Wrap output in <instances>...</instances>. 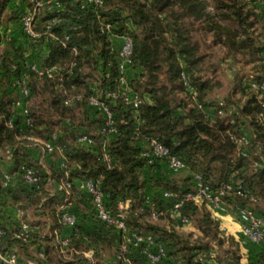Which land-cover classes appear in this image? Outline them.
I'll return each mask as SVG.
<instances>
[{
	"label": "trees",
	"instance_id": "trees-1",
	"mask_svg": "<svg viewBox=\"0 0 264 264\" xmlns=\"http://www.w3.org/2000/svg\"><path fill=\"white\" fill-rule=\"evenodd\" d=\"M20 2L0 0V30L10 23L19 25V14L26 0ZM61 2L63 9L58 14L61 20L54 30L61 36L71 34L67 47L45 38L34 41L21 29L17 32L19 35L10 33V40L0 32V45H4L0 51V219L6 230L1 237L3 248L16 249L22 261L89 264L81 254L68 259L57 255L49 236L45 237V243L42 242V233L34 232V240L30 243L14 236L22 219L34 218L31 212L38 218L48 217L58 223L55 204L63 194L49 195L48 184L50 179L51 186L55 187L64 176L63 158L55 151L45 165H41L37 149L27 146L26 138L19 139L31 134L50 139L56 134L55 143L64 146L68 157L72 181L102 174L108 206L116 208L120 201L131 200L132 211L127 223L132 229L153 233L164 245L166 254L159 264H198L194 261L195 255L216 249L213 243L221 248L227 244L224 248L226 256L220 259L217 251L214 264H264V245L255 243L247 245L259 248L256 262L242 261L240 240L222 233L220 221L204 203L186 202L180 208V213L188 216L195 231H179L176 225L181 224L171 214L174 199H166L160 192L165 189L185 191L191 187V174L198 172L204 183L214 190L226 183L234 188L241 186L244 195L233 192L227 195L228 206L240 202L251 206L264 218V122L256 117L263 106L253 92V96L247 97L242 106L237 104L235 109L225 103L221 105L219 100L207 107L205 99L214 84L212 78L203 74L208 69L215 71L214 64L206 68V58L208 50L221 43L230 56L240 54V61L252 64L250 78L264 79V14L258 15L255 5L244 0H104L97 9L92 5L82 8L80 0ZM54 15L52 12L41 13L38 29L42 30L44 22ZM102 20L112 23L110 33L102 31ZM124 34L133 40L131 67L140 68L139 75L130 80V87L145 98L137 113L123 98L106 99L114 111L118 129L108 142L112 162L107 167L99 158L103 141L100 128L104 118L89 105L88 96L96 84L104 89L119 87L117 54L110 51V46L113 36ZM208 34L212 37L208 38ZM29 44L47 45L46 66L65 67L75 61L63 80L29 74L27 102L31 127L25 125L24 117L14 108L15 100L20 97L14 82L23 69L26 45ZM74 46L76 53L72 50ZM183 72L196 91L195 97L182 83ZM243 79L236 74L234 81L241 83ZM63 89L70 94L81 93L83 98L65 106ZM76 107L82 109L78 119L67 114ZM205 108H212V114L209 115ZM12 117L13 126L10 127L7 121ZM78 132L91 135L96 144L88 147L76 143L74 137ZM228 132L248 135L246 155L241 154L240 147L228 137ZM149 135L157 136L169 155L182 159L188 166L187 174L180 175L183 178L180 183L172 182L176 175L164 171L165 163L159 160L148 163L143 151ZM7 163L13 167L6 170ZM23 165L40 168L38 185L24 181ZM6 171L17 174L16 180L7 186L2 182ZM152 188L156 190L155 208L163 212L158 222L149 219L150 207L144 205L145 195ZM76 195H80V199L74 200L73 211L78 215L80 235L75 244L80 250L94 247L99 257L97 264H105L108 261L103 252L107 248L110 251L116 249L118 234L95 218L90 196L77 186L72 193L73 199ZM83 203L85 208L80 205ZM86 208L95 219L91 231L82 224L85 217L79 215V211ZM18 209L24 214L19 215ZM38 243L46 251V259L37 257L32 251L33 244Z\"/></svg>",
	"mask_w": 264,
	"mask_h": 264
},
{
	"label": "built area",
	"instance_id": "built-area-1",
	"mask_svg": "<svg viewBox=\"0 0 264 264\" xmlns=\"http://www.w3.org/2000/svg\"><path fill=\"white\" fill-rule=\"evenodd\" d=\"M17 3H21V0H16ZM81 7L94 6L96 9L103 5L104 0H80ZM251 5H259L264 7V0H244ZM25 7L19 14V27L24 35L32 40H39L45 38L53 42H59L64 47H67V43L71 38V34L65 33L63 36L58 35L54 30V26L60 22V16L58 15L63 9L61 0H26ZM43 12H52L55 15L44 22L42 30L38 29L40 24V15ZM102 31L108 33L111 32L112 23L101 21ZM2 36L10 40V32L0 31ZM123 38V43L119 49L111 44L110 51L116 52L118 67L120 70L119 87L115 90L104 89L96 84L92 88V94L88 96V102L91 107L96 108L104 118L100 133L103 135V141L99 149V158L105 162L107 167L111 166L112 156L108 149V142L110 138L118 133L116 126L115 114L106 99L115 101L118 98H123L125 102L131 104L135 112L139 111L142 103L144 102V96L124 86L126 83V70L131 66L132 60V48L133 40L127 35H120ZM114 37V36H113ZM72 50L76 53L77 48L74 46ZM75 65V61L71 62L65 67L60 65L46 66L45 60L42 64L39 62L31 61L27 59L23 63V69L18 74L14 85L20 93V97L14 102V108L17 113L24 117L25 125L31 127L32 119L29 116V107L27 97L30 94L28 86L29 74H34L37 77L47 76L49 78H56L63 80L66 73H69L72 67ZM109 75V73H107ZM181 80L184 86L192 93L193 97L196 95V91L189 85L188 77L185 72L181 75ZM250 85L255 91L258 101L263 106L257 114V120L264 122V79L257 81L251 80ZM63 104L65 106H71L76 101L83 98V94H70L66 89H63ZM245 99H242V104ZM223 101L220 104L223 105ZM240 104V106H242ZM14 117L7 121V125L13 126ZM66 122H69L66 120ZM234 122V120H232ZM228 137L238 144L242 155L247 154V145L249 144V137L247 134H236L234 132H228ZM26 138L27 146L37 149L39 153V163L45 165L49 156L58 151L62 156L61 166L64 167V176L56 183L52 189L49 187L48 194L54 195L56 192L63 194V198L55 204L57 211L58 223L55 225H49L47 231L41 234L42 242L47 240L46 236L51 238L50 243L54 252L63 258H70L74 254H81L88 260L89 264H97L99 257L97 250L94 247H88L84 250H80L75 240L80 235L79 233V219L76 212L73 211L75 203L72 197L74 188L77 186L79 190L86 192L91 198V207L94 212V216L99 221L105 223L107 226L112 227L118 234L116 249L113 253L112 261L107 264H159L162 257L165 256L166 250L162 243L158 242L156 236L153 233H144L135 229H132L128 223L127 218L132 211V203L130 199L120 201L116 208L108 206L106 201V193L102 188L103 175H99L96 178L72 181L69 178L70 169L68 166V157L64 152V146L55 143L57 135L53 134L50 139H44L36 135L21 136L19 139ZM74 140L78 144H82L88 147H92L96 144L95 139L83 132L75 134ZM147 146L143 151V155L148 158V163H154L159 160L161 163H165L166 169L170 174L183 175L187 174L188 166L186 163L176 157L169 155L168 149L159 141L157 136L149 135L146 137ZM9 151V150H8ZM1 157V156H0ZM24 181L30 185H38L40 181V168L37 166H25L21 167ZM190 176V174H189ZM17 177L16 173L6 172L2 176V182L7 186L11 181ZM191 187L185 191H174L165 189L160 191L161 195L166 199H174L173 207L171 208V214L174 216L181 225H190V219L186 215L180 213V208L186 202H194L196 204H206L209 207L215 209H224L228 206L225 197L232 192L237 195H244V191L241 186L234 188L232 184L226 183L219 190L212 189L208 184L204 183L203 177L200 173L194 172L191 174ZM49 186H51V180L49 179ZM156 194V193H155ZM155 194L147 193L144 199V205L150 207L149 219L152 222H158L161 218L162 211L155 208ZM237 214V219L240 224L243 238L240 240L241 244L255 243L264 245V218L259 215L251 206L243 205L240 202H233L229 205ZM19 215L24 214L22 209H18ZM6 234V230L2 225L0 219V264H40L36 259L21 260V257L16 249L5 250L2 245L1 237ZM14 236L23 242L30 243L34 240V227L31 224L30 219H22L20 227L14 232ZM34 254L42 259L47 258V253L41 246L37 244L34 249ZM217 257V250L212 249L208 252H198L194 257V261L198 264H214ZM53 264V263H51Z\"/></svg>",
	"mask_w": 264,
	"mask_h": 264
},
{
	"label": "rangeland",
	"instance_id": "rangeland-1",
	"mask_svg": "<svg viewBox=\"0 0 264 264\" xmlns=\"http://www.w3.org/2000/svg\"><path fill=\"white\" fill-rule=\"evenodd\" d=\"M256 13L260 16L264 14L263 10L264 7L261 6H255ZM208 38H211L212 35L208 34ZM23 39V38H22ZM241 55L237 54L235 57H232L228 54V49L221 43L214 44L211 49L208 50V55L206 58V61H208V64L206 65V68L210 64H214L213 68H215V71H212L211 69L206 70L203 72V74L206 77H210L213 79L214 88L213 90L207 95L205 101H207L208 105L207 107H210V104L216 103V101H223L225 104L228 105L229 108L235 109L237 107V104H242V99L244 98L245 101L247 97L253 96V92L255 91L252 89L250 85V81L253 80L250 78V73L252 71V64H246L242 61H240ZM239 74L240 76L244 77L243 82H235V75ZM252 75V74H251ZM256 97V94H255ZM214 101V102H213ZM210 103V104H209ZM244 104V102H243ZM215 105V104H214ZM82 109L75 108L68 110L67 114L74 118H79L81 116ZM74 115V116H73ZM183 179V178H182ZM180 175H176L175 177H172L173 183H180L181 182ZM50 188H54L50 186ZM226 208H229V212L231 213L234 211L231 207L226 206ZM233 221L234 219H237L236 212H233ZM34 213L31 212L32 218H38V216H34ZM236 222V221H235ZM190 226H193V223L190 224ZM228 229V228H227ZM224 230L226 232L232 233L233 230ZM183 233H186L185 230H182ZM224 231L222 233L224 234ZM40 233H43L41 231ZM234 234L237 233V231L234 230ZM231 235V234H229ZM240 240V239H239ZM213 247H215L220 254V259H224L226 256V253L224 251V248L227 247V244L223 246L222 248L219 247L217 243H213ZM259 248L254 246H247L246 244L241 245V253H242V261L245 263H255ZM114 249L111 251L107 248L103 253L105 255V259L108 262L112 261Z\"/></svg>",
	"mask_w": 264,
	"mask_h": 264
},
{
	"label": "crops",
	"instance_id": "crops-1",
	"mask_svg": "<svg viewBox=\"0 0 264 264\" xmlns=\"http://www.w3.org/2000/svg\"><path fill=\"white\" fill-rule=\"evenodd\" d=\"M0 31L2 32H6V31H9L11 34L13 33H17L19 32L20 33V27L19 25L15 24V23H10L8 26H5L3 27ZM13 34V35H15ZM17 35H19L17 33ZM113 43L114 45L116 46L117 49L120 48V46L122 45L123 43V38H121V36H114L113 37ZM3 44L0 45V51L1 49L3 48ZM26 57L27 59H30L31 61H34V62H39L42 64L43 60L46 59L47 55H48V47L46 44H39V45H26ZM140 73V68H133V67H128L127 70H126V83L124 84V86L128 87V89H130V93H132V88L130 87V80L132 78H135L139 75ZM205 111L211 115L212 112H213V109L212 108H205ZM249 131V130H248ZM247 131V132H248ZM249 133V132H248ZM6 167V170L9 169V168H12L13 165L10 163H7L5 165ZM164 168L166 169V166H164ZM163 168V169H164ZM162 169V170H163ZM164 171H167L166 173H169L168 170H165ZM157 171V175H160L161 171ZM5 171V170H4ZM7 172V171H6ZM185 173H183L184 175ZM14 180H16V178L14 177ZM55 186V185H54ZM50 187V186H49ZM53 189V188H52ZM156 190L155 189H150L149 193L151 194H155ZM79 196L80 195H76V197L74 198V200L76 201H79ZM83 208H85V204H80ZM208 208L211 210L213 216L220 221V229L222 231L226 230H234L237 231L236 234H234L233 232L232 233H229V232H226L224 231V233L226 235H233L235 236V238L237 240H241L243 238L242 236V232H241V228H240V224H239V221L238 219H234L235 221H233V216L232 214H234L233 212L235 211H232L231 213L228 211L229 208H224V209H215V208H212V207H209ZM236 214V213H235ZM79 215L84 216L85 218H82V224L85 226V228L89 231H91L93 229V227L95 226V219L93 218L92 216V213L89 211V209H82V211H79ZM30 221H31V224L33 225L34 227V232L35 233H40L41 231L45 232L47 231V227L49 225H55V222L51 219V218H48V217H44V218H33L31 219L30 218ZM168 224V222H167ZM176 228L181 231V230H185L186 232H190V231H195V228L193 226H190V225H176ZM247 244H250L249 242H246V245ZM242 245V244H241ZM248 246V245H247ZM37 247V245L33 244V246L31 247L32 248V251L34 252V249ZM108 263V262H107ZM105 263V264H107Z\"/></svg>",
	"mask_w": 264,
	"mask_h": 264
}]
</instances>
